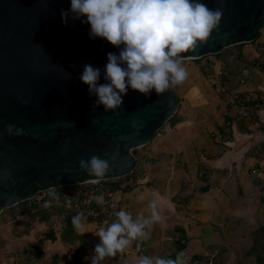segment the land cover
Masks as SVG:
<instances>
[{
  "label": "water",
  "instance_id": "1",
  "mask_svg": "<svg viewBox=\"0 0 264 264\" xmlns=\"http://www.w3.org/2000/svg\"><path fill=\"white\" fill-rule=\"evenodd\" d=\"M223 10L206 43L185 59L217 55L253 42L264 21V0H205ZM70 0H0V215L37 193L94 180L80 159L120 155L99 181L123 178L137 168L132 150L149 145L179 104L171 89L150 96L129 87L121 107L93 110L97 99L80 75L86 64L103 69L109 52L119 50L103 38H91L90 25L61 12ZM142 127L131 135L132 122ZM26 135H9L7 124ZM124 137H127L125 139ZM8 173V178L5 177ZM11 196V198H10Z\"/></svg>",
  "mask_w": 264,
  "mask_h": 264
},
{
  "label": "crops",
  "instance_id": "2",
  "mask_svg": "<svg viewBox=\"0 0 264 264\" xmlns=\"http://www.w3.org/2000/svg\"><path fill=\"white\" fill-rule=\"evenodd\" d=\"M258 50L243 49L248 61ZM235 53L231 49L224 58L212 55L201 62L212 66L207 76L194 69L196 77L189 78L193 86L182 95L189 108L158 137L157 147H149L151 161L144 162L136 175L135 188L117 193L120 209L134 218L149 217L153 200L165 218L148 228L143 255L174 259L181 249L185 264H264V108L256 120L227 128L225 122L234 111L223 106L214 87L220 82L244 95H264V72L252 69L248 80L238 84L237 70L246 63L239 66ZM181 84L173 89L181 91ZM52 213L49 222L37 219L30 230H25L20 217L14 220L9 213L0 217V264H49L55 255L59 264H91L85 257L94 254L99 228L111 222L83 217L73 236L62 240L65 232L57 222L58 211ZM15 223L18 226L12 227ZM50 229L55 231L54 241L45 237ZM7 232L8 237H2ZM11 237L16 240L13 244H9ZM135 242L101 264H137L142 255L135 252ZM28 251L30 256L40 252L41 259H26Z\"/></svg>",
  "mask_w": 264,
  "mask_h": 264
},
{
  "label": "clouds",
  "instance_id": "3",
  "mask_svg": "<svg viewBox=\"0 0 264 264\" xmlns=\"http://www.w3.org/2000/svg\"><path fill=\"white\" fill-rule=\"evenodd\" d=\"M222 14V8H211L205 0H70V8L62 10L61 17L64 23L71 15L89 24L91 38H103L119 50L107 54L104 83H98L101 68L92 64H86L80 75L89 93L97 97L93 110L103 105L106 112H116L129 87L150 96L153 89L162 94L184 82L189 73L183 64V54L194 53L208 41L218 28ZM141 127L134 120L131 135H138ZM5 131L9 135H26L22 127L11 123L5 126ZM119 155L117 146L107 158L93 155L88 160L80 159L79 167L99 182ZM50 192L55 195L54 188ZM95 199L103 203L104 196L101 194ZM50 204L51 201H46L44 206ZM67 206H72L69 197ZM150 207L151 215L143 218H134L124 208L114 212L116 219L99 228L94 254L85 259H90L91 264H101L105 257L116 256L134 241L147 240L148 228L165 219L158 211L156 200ZM83 217V211L72 217L71 222L77 229L82 226ZM137 264H185V257L183 252L174 259L145 254L138 258Z\"/></svg>",
  "mask_w": 264,
  "mask_h": 264
},
{
  "label": "built area",
  "instance_id": "4",
  "mask_svg": "<svg viewBox=\"0 0 264 264\" xmlns=\"http://www.w3.org/2000/svg\"><path fill=\"white\" fill-rule=\"evenodd\" d=\"M252 69H264V44H260L255 61L251 65L239 67L237 70L238 84H244L251 73ZM206 72H212V66H207L204 69ZM218 94L223 98L224 105L233 109L234 114L230 121L225 122V127L230 128L233 124H245L256 120L259 112L264 108V95L250 92L246 95L241 94L234 86H229V89L222 83H214ZM229 140V136L226 137ZM105 180L71 186L75 188L63 191V188H56L55 195H52L50 190L37 193L34 197L40 202L41 206L45 205L46 201H51L50 206L55 211H58L57 222L64 226L70 219L73 213L83 211L84 217L91 219L96 223L112 222L116 217L114 212L120 209L119 202L116 196L112 195L107 187ZM103 194V203H97L95 197ZM68 197L71 198V207H68ZM142 240L135 242V252L140 255L144 254ZM137 243L140 244L137 247ZM184 243V241H182Z\"/></svg>",
  "mask_w": 264,
  "mask_h": 264
},
{
  "label": "trees",
  "instance_id": "5",
  "mask_svg": "<svg viewBox=\"0 0 264 264\" xmlns=\"http://www.w3.org/2000/svg\"><path fill=\"white\" fill-rule=\"evenodd\" d=\"M260 44H264V21H263V24L261 26V29L259 30V33H258V36L257 38L251 42V43H248V44H239V45H235V46H232L230 48H227L225 50H223L221 53L217 54V55H213L217 60L220 59V58H224L225 57V54L230 51L231 49H234V51H236L235 53V56L236 58L239 60V66L241 64L246 63V65L250 62H252L253 60L255 61V58H252L250 61H248V57H249V54L246 52V51H243L244 47L248 46L250 48H252L254 51H257ZM208 57V56H206ZM256 57V56H255ZM204 58V57H203ZM203 58L201 59H196V60H193V65H188L186 68L188 70V77L187 79L182 82L181 84V91H175L172 88H170L172 90V92L174 93V95L176 96V100L179 104V107H178V112L179 114H176L170 118L168 122H170V124L174 125L176 124L177 122H179L181 120V115L183 113V110L185 107H188L187 106V103L183 100V93L185 92V90H188L191 86H193V84L191 82H189V78H192V77H196L194 75V72H195V68H197V70L200 71V74L203 76H207L208 75V71L205 72V68L208 66V64H200L202 61L200 60H203ZM248 61V62H247ZM238 65V63H237ZM246 65H243V66H246ZM251 65V63L249 64ZM241 66V67H243ZM263 72H264V69H261ZM188 82V83H187ZM204 94V92H203ZM189 108V107H188ZM185 111V110H184ZM148 159H145L144 162H150L151 161V158L148 156V154L146 155ZM137 162H138V158L135 156ZM153 163V161H152ZM139 173H141V171H138L136 172V169L134 170V172L132 173V176L130 177V175H127L125 176V182L124 183H121L120 179H116L118 181H107L106 182V185L107 187L110 189V192L112 195L116 196L117 197V193L118 192H121V193H128L130 192L132 189L135 188V183H136V175H138ZM65 190H69L68 187H65L63 188V191ZM39 200H37L36 198H33L31 200H28V201H25L23 203H20L10 209H7L5 211H3L0 215V217L4 216L6 213H9L11 218L12 219H16L17 217H20L22 219H24V222L23 225H24V228L25 230H30L33 223L37 220V219H41L43 220L44 222H49V220L53 217V213L52 212H55V210H51L48 211V207H45L43 205V207L41 206L42 202H40ZM76 215L73 214L70 219L67 221V223L63 226L64 228V231L65 234L62 235V240L66 239L65 237L67 236H70L72 237L73 234H74V228L75 226L72 224L71 222V219L72 217ZM6 220V219H5ZM91 220V219H90ZM93 221V220H91ZM94 222V221H93ZM54 235H55V231L53 229H50L47 234L45 235V237L47 239H51V240H55L54 238ZM31 248V247H29ZM181 249H179V252H180ZM37 252V251H36ZM178 253H176L177 255ZM26 259L28 260H40L41 259V254L40 252L38 253H35L34 255H31L30 256V252L28 251L27 252V255H26ZM49 264H59V257L57 255L53 256L52 257V260Z\"/></svg>",
  "mask_w": 264,
  "mask_h": 264
},
{
  "label": "rangeland",
  "instance_id": "6",
  "mask_svg": "<svg viewBox=\"0 0 264 264\" xmlns=\"http://www.w3.org/2000/svg\"><path fill=\"white\" fill-rule=\"evenodd\" d=\"M210 57H212V56H208V57H204L203 58V60H200V61H202V63L203 62H206V61H209L208 59L210 58ZM213 60L212 61H214V58H212ZM222 61H223V59H221ZM183 64H184V66H187V65H193L194 63H193V60H191V59H184V61H183ZM222 85H224V86H226L228 89H229V85L228 84H226V83H222ZM216 105H218V104H216ZM226 109H227V107H229V106H225V105H223ZM218 108V107H217ZM216 110H218V109H216ZM228 110V109H227ZM227 110H226V113H227ZM176 114V113H175ZM177 114H179V112H178V110H177ZM181 118H182V115H181ZM238 126L239 125H242V124H237ZM172 128L173 126H172V124H170V122H166L163 126H162V128L155 134V136L153 137V139L151 140V142L149 143V145H147V146H145V147H142V148H138V149H135V150H132V154L134 155V156H136L137 158H138V162H137V168H136V172H138V171H141V167H142V165L144 164V161H145V159H148L147 158V152L149 151V147H157V142L156 141H158V137L159 136H162V135H164L165 134V132L168 130V128ZM227 136H229V133L228 132H226V135L224 136V139H226V141H228V139L226 138ZM130 175V174H129ZM132 176V173H131V175H130V177ZM112 181H118V180H112ZM120 181H121V183H124L126 180H125V178L123 177V178H120ZM69 189H75V188H69ZM8 217H11L10 215H8ZM13 222H15V221H13ZM14 226H18V223H15V224H13L12 225V227H14ZM9 227L8 226H6V227H4V231H8L9 229H8ZM7 229V230H6ZM2 237H8V232L6 233V236H2ZM18 237V236H17ZM15 238V237H14ZM13 237H11V240L9 241V244H13V243H15L16 242V240L14 239ZM40 240V239H39ZM17 247H18V245H16ZM15 247H13L11 250H10V252L14 249Z\"/></svg>",
  "mask_w": 264,
  "mask_h": 264
}]
</instances>
